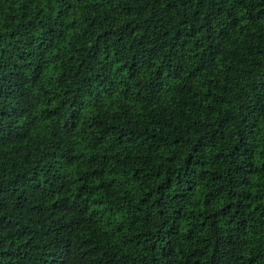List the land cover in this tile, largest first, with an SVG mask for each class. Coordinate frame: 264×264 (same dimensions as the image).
Wrapping results in <instances>:
<instances>
[{
    "label": "trees",
    "instance_id": "obj_1",
    "mask_svg": "<svg viewBox=\"0 0 264 264\" xmlns=\"http://www.w3.org/2000/svg\"><path fill=\"white\" fill-rule=\"evenodd\" d=\"M0 264H264V0H0Z\"/></svg>",
    "mask_w": 264,
    "mask_h": 264
}]
</instances>
